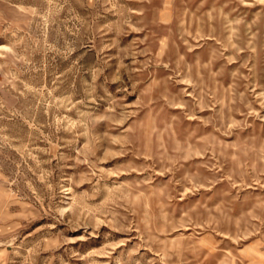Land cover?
<instances>
[{"label": "rangeland", "instance_id": "374dc122", "mask_svg": "<svg viewBox=\"0 0 264 264\" xmlns=\"http://www.w3.org/2000/svg\"><path fill=\"white\" fill-rule=\"evenodd\" d=\"M0 264H264V0H0Z\"/></svg>", "mask_w": 264, "mask_h": 264}]
</instances>
